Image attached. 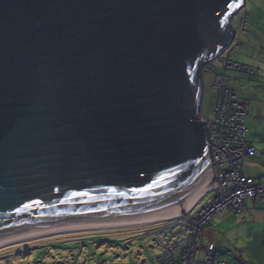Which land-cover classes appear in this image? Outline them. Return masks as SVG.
I'll list each match as a JSON object with an SVG mask.
<instances>
[{
    "label": "water",
    "instance_id": "1",
    "mask_svg": "<svg viewBox=\"0 0 264 264\" xmlns=\"http://www.w3.org/2000/svg\"><path fill=\"white\" fill-rule=\"evenodd\" d=\"M245 4L0 0V241L185 214L214 185L201 65Z\"/></svg>",
    "mask_w": 264,
    "mask_h": 264
},
{
    "label": "built area",
    "instance_id": "2",
    "mask_svg": "<svg viewBox=\"0 0 264 264\" xmlns=\"http://www.w3.org/2000/svg\"><path fill=\"white\" fill-rule=\"evenodd\" d=\"M243 8L244 5L240 9ZM246 24V20L240 23L244 32ZM233 41L201 65L202 94L206 72L213 73V86L217 89L214 118L205 120L202 108L199 114L200 120L206 124L207 140L211 143L209 158L214 185L185 214L156 222L145 230L152 243L162 249L157 257L159 264H194L200 252L206 254L209 263L222 264L217 258L215 244L205 242L206 230L211 226L213 216L220 210L230 208L246 220L247 200L258 198L264 205V180L258 181L242 171L244 157H253L258 152L246 139L247 106L239 97L238 89L228 85L230 79L226 75L227 70H237L253 76L259 70L234 61L235 49L230 48ZM217 66L222 72H215ZM210 192H214V196L203 204Z\"/></svg>",
    "mask_w": 264,
    "mask_h": 264
},
{
    "label": "rangeland",
    "instance_id": "3",
    "mask_svg": "<svg viewBox=\"0 0 264 264\" xmlns=\"http://www.w3.org/2000/svg\"><path fill=\"white\" fill-rule=\"evenodd\" d=\"M254 4L260 6L262 5V1L246 0L243 9H239V11L230 15V17L233 15V25L236 30V35L230 48L234 47V59L240 63L246 62L247 60L242 58L250 57L255 60L259 59L257 49L254 47L248 49V47L242 44L245 36L242 35L244 31L240 28V22L247 18V21H249L247 25L250 24V28H247V31L251 32V30H254L257 31V35L259 34L260 28L255 27L256 30L251 29L250 20L254 18L257 20L264 17V7L254 10ZM263 24V22L257 23L258 26ZM262 59L264 60V57ZM215 72L222 71L218 68ZM227 75L233 78L234 72L228 71ZM212 77V72L205 73V88L200 100V106L205 120H212L215 115L217 89L213 86ZM228 85L233 86L231 81ZM250 122L251 124H256L254 116H252ZM245 123L247 127V119H245ZM261 126L262 123L259 121L257 126L253 125L249 129L247 127L246 139L247 135H256L258 132L257 127L259 128ZM247 141L249 140L247 139ZM213 196L214 192H210L202 203H207L208 199ZM232 214L234 217H225L223 221L224 227H229L235 220L234 225L241 219L234 211ZM157 223H142L135 226L100 230L66 231L64 233L49 234L51 236L46 235L31 238V240H22L6 245L0 249V264H143L144 261L146 264H159L157 257L162 251L161 247L153 244L144 235V230L149 229ZM215 223L217 222L213 217L211 221L213 231L218 230ZM226 230L227 228L223 230L226 233L221 236V239L229 242L236 237L235 234L239 231L238 228L233 229L235 230L234 233L233 231L227 232ZM233 254L238 253L233 252Z\"/></svg>",
    "mask_w": 264,
    "mask_h": 264
},
{
    "label": "crops",
    "instance_id": "4",
    "mask_svg": "<svg viewBox=\"0 0 264 264\" xmlns=\"http://www.w3.org/2000/svg\"><path fill=\"white\" fill-rule=\"evenodd\" d=\"M261 1L262 5L260 6L254 4V10L256 8L264 7V0ZM250 21L251 29L256 30L255 27L258 29L260 28L259 34L257 35V31L254 30H251V32H243L242 35L245 37L242 44L248 47V49H251L252 47L257 49V56L259 59L255 60L250 57L242 59H247L246 62L244 61L243 63L259 68L260 73L258 76H251L231 71L234 72V79L231 77L230 81L233 84L231 87L239 89V97L245 104H247V114L245 119H247L248 129L249 127L252 128L253 125L257 126L259 121L262 123L261 127H257L258 132L256 135H247V139L250 141L249 143L256 148L258 152L257 155L253 157L246 156L242 161L243 173L261 181L264 180V60L262 59L264 57V24L258 26L257 23H264V17L257 20L254 18ZM247 26V28H250V24ZM245 86H247V88H245ZM252 116L255 117L256 124H251L250 119ZM246 207L248 210L246 220H243V216L236 214L241 219H239L234 225L233 223L235 220L232 225H229V227H224L223 221L225 220V217H234L232 214L233 210L226 208L220 210L214 215V219H216L217 222L215 223V226L218 230L213 231V225L211 224L206 231L205 242L215 244L217 258L222 264H264V205L257 198L247 200ZM216 216L217 218H215ZM225 228H227V232L233 231V233L235 231L233 229H239L235 234L236 237L233 238L231 242L221 239V236L226 233L223 231ZM233 252L238 254H233ZM206 259V254L200 252L194 264H214L209 263Z\"/></svg>",
    "mask_w": 264,
    "mask_h": 264
},
{
    "label": "bare ground",
    "instance_id": "5",
    "mask_svg": "<svg viewBox=\"0 0 264 264\" xmlns=\"http://www.w3.org/2000/svg\"><path fill=\"white\" fill-rule=\"evenodd\" d=\"M208 190L206 188L202 193H200L192 202L189 203L188 209L193 207L195 203L198 201V199L203 195ZM180 215V213L172 214V215H167V216H162V217H157V218H150V219H144V220H136V221H128V222H117V223H105V224H93V225H81V226H69L65 228H60V229H55V230H50V231H45V232H40V233H35V234H30V235H25V236H20L16 238H10V239H5L0 241V249L6 245H10L13 243H17L22 240L30 239L31 238H36V237H41V236H46L49 234H55V233H64L66 231H77V230H100V229H107V228H117V227H129V226H135L139 225L142 223H153V222H159V221H165V220H170L172 218L177 217ZM79 231V232H80ZM51 236V235H49ZM43 238V237H42Z\"/></svg>",
    "mask_w": 264,
    "mask_h": 264
},
{
    "label": "trees",
    "instance_id": "6",
    "mask_svg": "<svg viewBox=\"0 0 264 264\" xmlns=\"http://www.w3.org/2000/svg\"><path fill=\"white\" fill-rule=\"evenodd\" d=\"M246 21H247V18L245 19ZM247 23H248V21H247ZM224 26V28L226 27L225 26V24L223 25ZM247 24H246V31H247ZM205 53H206V51L205 50H203V52H202V54H201V57H200V59L205 55ZM233 59H234V56H233ZM234 61H236L235 59H234ZM236 62H238V61H236ZM240 63V62H239ZM241 64H245V63H241ZM246 65H248V64H246ZM248 66H250V65H248ZM250 67H252V66H250ZM198 60L196 61H194L192 64H191V66L189 67V80H190V83L194 86V87H197V89H198V92H199V88L201 87V83H200V79H199V73H198ZM219 67L217 66L216 67V69H218ZM253 68H255V67H253ZM220 69V68H219ZM255 69H257V70H259V73H260V69L259 68H255ZM228 71H236V72H240V73H244V72H241V71H237V70H227L226 71V75H227V73H228ZM259 73L257 74V75H253V76H258L259 75ZM244 74H247V73H244ZM248 75V74H247ZM228 76V75H227ZM229 79L231 80V78L229 77ZM236 88V87H235ZM238 89V88H237ZM238 91H239V89H238ZM199 98V94L197 95V99ZM235 212V211H234ZM144 235H146V231L144 230Z\"/></svg>",
    "mask_w": 264,
    "mask_h": 264
},
{
    "label": "clouds",
    "instance_id": "7",
    "mask_svg": "<svg viewBox=\"0 0 264 264\" xmlns=\"http://www.w3.org/2000/svg\"><path fill=\"white\" fill-rule=\"evenodd\" d=\"M232 17H233V16H232ZM232 22H233V19H232ZM235 31H236V30H235ZM235 35H236V32H235ZM203 93H204V92H203ZM202 95H203V94H202V90H201V97H202ZM187 210H188V209H187ZM187 210H186V211H187ZM185 213H186V212H185ZM180 215H182V214H180ZM180 215H178V216H180ZM178 216H177V217H178ZM213 217H214V216H213ZM172 219H173V218H172ZM165 221H166V220H165ZM211 221H212V220H211ZM159 222H161V221H159ZM154 223H156V222H154ZM208 228H209V227H208ZM208 228H207V229H208ZM206 231H207V230H206ZM147 238H148V237H147ZM205 238H206V237H205ZM143 264H146V262L144 261Z\"/></svg>",
    "mask_w": 264,
    "mask_h": 264
}]
</instances>
